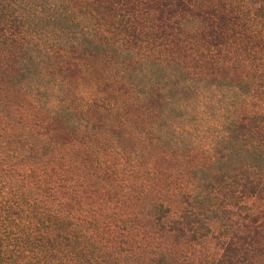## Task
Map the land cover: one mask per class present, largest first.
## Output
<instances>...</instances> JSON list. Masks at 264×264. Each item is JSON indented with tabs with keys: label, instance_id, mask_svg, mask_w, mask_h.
Listing matches in <instances>:
<instances>
[{
	"label": "trees",
	"instance_id": "trees-1",
	"mask_svg": "<svg viewBox=\"0 0 264 264\" xmlns=\"http://www.w3.org/2000/svg\"><path fill=\"white\" fill-rule=\"evenodd\" d=\"M2 28L0 264H264V0H0ZM204 88L237 94L208 149Z\"/></svg>",
	"mask_w": 264,
	"mask_h": 264
},
{
	"label": "rangeland",
	"instance_id": "rangeland-1",
	"mask_svg": "<svg viewBox=\"0 0 264 264\" xmlns=\"http://www.w3.org/2000/svg\"><path fill=\"white\" fill-rule=\"evenodd\" d=\"M5 28L0 29V41L3 40ZM2 38V39H1ZM5 50H0V64L5 62L1 59L4 56ZM4 66V65H3ZM2 91V90H0ZM237 96L236 92L221 89V88H204L197 97L190 102L189 118L187 119V128L190 126L191 133L196 138L195 141L200 142L203 148L208 149L212 146L213 139L222 134L223 127L231 117L232 113V98ZM6 93L0 92V108L4 107ZM8 103V101H7ZM189 130V129H188ZM69 209L67 206L59 210V216L65 218L68 222L67 230H72L74 220L68 215Z\"/></svg>",
	"mask_w": 264,
	"mask_h": 264
}]
</instances>
